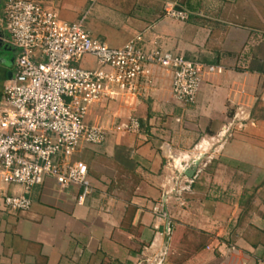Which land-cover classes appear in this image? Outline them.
Listing matches in <instances>:
<instances>
[{
  "label": "crops",
  "instance_id": "obj_1",
  "mask_svg": "<svg viewBox=\"0 0 264 264\" xmlns=\"http://www.w3.org/2000/svg\"><path fill=\"white\" fill-rule=\"evenodd\" d=\"M7 1L0 0V107L18 56L4 23ZM29 1L69 23L86 17L91 35L111 47L141 38L143 51L216 71H205L195 105L174 99L172 72L157 66L148 67L136 94L97 102L87 123L109 136L72 158L89 168L91 194L82 202L81 187L63 188L54 178L28 194L1 184L0 264H139L155 242L167 250L165 264H264V0ZM173 9L186 11L188 21L172 19ZM81 65L97 67L92 57ZM239 105L255 125L220 146L211 183L200 189L227 194L226 202L197 205L199 216L188 206L176 220L160 218L154 209L165 211L171 160L215 138ZM133 119L137 132L118 131ZM13 195H27L31 210L7 208Z\"/></svg>",
  "mask_w": 264,
  "mask_h": 264
},
{
  "label": "built area",
  "instance_id": "obj_2",
  "mask_svg": "<svg viewBox=\"0 0 264 264\" xmlns=\"http://www.w3.org/2000/svg\"><path fill=\"white\" fill-rule=\"evenodd\" d=\"M169 16L179 22L189 19L184 10L173 9ZM85 20L63 21L55 11L34 1L6 2L4 23L18 56L15 75L7 82L0 107V185L21 186L28 194L47 178H54L63 188L81 187L82 202L91 194L89 168L72 158L83 145L101 146L109 136L106 128L87 123L97 102L122 93L136 94L138 81L150 73L148 67L157 66L172 72L174 99L195 105L205 71H216L214 66L181 55L143 51L138 46L141 38L120 48L111 47L91 35ZM86 57L94 58L97 67L76 66ZM254 125L246 106L239 105L212 140L226 144ZM139 127V121L133 119L118 131L133 133ZM190 189L182 187L179 193ZM5 205L13 211L28 212L32 200L27 195L6 196ZM154 211L160 218L169 219L161 207ZM171 233L168 222L167 235ZM145 252L167 255L159 242Z\"/></svg>",
  "mask_w": 264,
  "mask_h": 264
},
{
  "label": "rangeland",
  "instance_id": "obj_3",
  "mask_svg": "<svg viewBox=\"0 0 264 264\" xmlns=\"http://www.w3.org/2000/svg\"><path fill=\"white\" fill-rule=\"evenodd\" d=\"M76 66L82 67L81 63ZM221 145V143L209 139L201 147L171 160L169 165L171 170L170 187L166 194L165 206V212L170 220H176L174 218L178 217L179 209L185 212L188 206L194 216H196L195 213L199 216L197 205L203 210L205 202H226L229 197L227 194H211L200 190L211 183V174L218 166L217 154L219 153L217 151ZM192 172L193 176L191 177L188 174ZM189 186H191L190 191L179 193L182 187ZM247 195L249 198L246 197L245 202L252 201L254 195ZM193 231L197 233L199 230L194 229ZM166 259H168V255L157 257L155 253L148 254L141 264H165Z\"/></svg>",
  "mask_w": 264,
  "mask_h": 264
},
{
  "label": "water",
  "instance_id": "obj_4",
  "mask_svg": "<svg viewBox=\"0 0 264 264\" xmlns=\"http://www.w3.org/2000/svg\"><path fill=\"white\" fill-rule=\"evenodd\" d=\"M193 172H194V171H193ZM193 172H192L191 174L189 173L188 175L192 177V176H193Z\"/></svg>",
  "mask_w": 264,
  "mask_h": 264
}]
</instances>
